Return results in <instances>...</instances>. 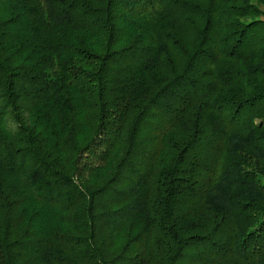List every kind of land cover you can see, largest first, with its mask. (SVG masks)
<instances>
[{
	"label": "trees",
	"instance_id": "obj_1",
	"mask_svg": "<svg viewBox=\"0 0 264 264\" xmlns=\"http://www.w3.org/2000/svg\"><path fill=\"white\" fill-rule=\"evenodd\" d=\"M0 264H264V0H0Z\"/></svg>",
	"mask_w": 264,
	"mask_h": 264
}]
</instances>
